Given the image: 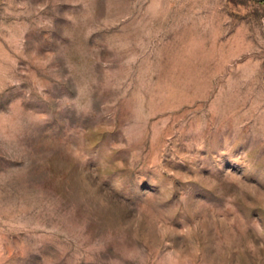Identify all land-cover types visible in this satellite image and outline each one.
<instances>
[{"label": "rangeland", "instance_id": "374dc122", "mask_svg": "<svg viewBox=\"0 0 264 264\" xmlns=\"http://www.w3.org/2000/svg\"><path fill=\"white\" fill-rule=\"evenodd\" d=\"M0 264H264V0H0Z\"/></svg>", "mask_w": 264, "mask_h": 264}]
</instances>
